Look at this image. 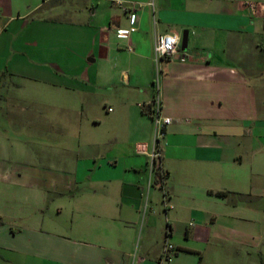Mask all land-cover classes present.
<instances>
[{
  "label": "crops",
  "instance_id": "obj_1",
  "mask_svg": "<svg viewBox=\"0 0 264 264\" xmlns=\"http://www.w3.org/2000/svg\"><path fill=\"white\" fill-rule=\"evenodd\" d=\"M248 1L0 0V264H264Z\"/></svg>",
  "mask_w": 264,
  "mask_h": 264
},
{
  "label": "built area",
  "instance_id": "obj_2",
  "mask_svg": "<svg viewBox=\"0 0 264 264\" xmlns=\"http://www.w3.org/2000/svg\"><path fill=\"white\" fill-rule=\"evenodd\" d=\"M119 5H122V3H119ZM150 6L154 7V3L151 2ZM249 7L254 14L258 13L259 7H256L254 5H250ZM130 19L132 24H134L136 20V14H131ZM135 30L136 29L134 27L130 31L120 30L119 35L121 37H125L130 32H134ZM181 42H182V37L178 36L177 34L168 33V34L160 35L157 38L156 46H155L156 58L157 59L173 58L174 56L180 53ZM153 107H154L155 123L158 129V134H157L158 143L156 145L154 152L151 155V158L154 162L155 167L157 166L159 168L162 158V151L160 149L159 142L164 137L166 127L172 123V119L161 116L160 114L161 104L159 101H155ZM162 178L164 177L162 176ZM168 250H173V246L170 245L168 247Z\"/></svg>",
  "mask_w": 264,
  "mask_h": 264
},
{
  "label": "rangeland",
  "instance_id": "obj_3",
  "mask_svg": "<svg viewBox=\"0 0 264 264\" xmlns=\"http://www.w3.org/2000/svg\"><path fill=\"white\" fill-rule=\"evenodd\" d=\"M247 5H249V6L254 5L256 7H259V9H258L259 12L264 11V0L248 1ZM261 7H263V8H261ZM257 22L260 24L259 26L262 27L261 28V34L257 38V39H259V41L261 43V47L259 48V50H256L250 46L251 47L250 50L245 52L244 57H248V59H251L252 61L255 62V65H254V68L256 69L255 75H258V74L261 75V80H259L258 82H256V83L251 82V81L250 82L252 84H256V86H255L256 87V105L258 108V112L260 113V116L264 120V19L263 18L258 19ZM218 54H220L223 57H227V55L229 54L227 52V47H225L223 50L221 49L220 51H218ZM238 67H239V65H237V68ZM156 77H155V82H156ZM151 84L152 85H150V86L152 88H154L153 83H151ZM254 128L255 127L252 128L253 129L252 131H253V134L256 135V137H257L260 131L255 130ZM47 129H50V126H47ZM233 200L241 201V199H239V197H237V196L235 198H233ZM257 202H260L261 205L264 206V195L261 198L257 199Z\"/></svg>",
  "mask_w": 264,
  "mask_h": 264
},
{
  "label": "water",
  "instance_id": "obj_4",
  "mask_svg": "<svg viewBox=\"0 0 264 264\" xmlns=\"http://www.w3.org/2000/svg\"><path fill=\"white\" fill-rule=\"evenodd\" d=\"M187 49H188V32H185L182 35L180 53L175 56V59H184V55L182 54L187 52Z\"/></svg>",
  "mask_w": 264,
  "mask_h": 264
},
{
  "label": "trees",
  "instance_id": "obj_5",
  "mask_svg": "<svg viewBox=\"0 0 264 264\" xmlns=\"http://www.w3.org/2000/svg\"><path fill=\"white\" fill-rule=\"evenodd\" d=\"M144 112L146 114H148L149 116L154 117V110H153V106L152 105L145 106L144 107ZM210 194H215L216 196H219V197H227L228 196V192L213 193L212 191H210Z\"/></svg>",
  "mask_w": 264,
  "mask_h": 264
}]
</instances>
